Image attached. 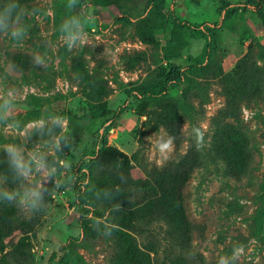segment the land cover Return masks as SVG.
<instances>
[{
    "label": "rangeland",
    "instance_id": "rangeland-1",
    "mask_svg": "<svg viewBox=\"0 0 264 264\" xmlns=\"http://www.w3.org/2000/svg\"><path fill=\"white\" fill-rule=\"evenodd\" d=\"M248 1L77 0L69 9L67 0H0V9L20 6L26 28L18 40L0 32V98L13 104L0 122V187L29 183L13 180L10 143L43 152L54 169L31 178L46 189L36 208L0 199L23 226L0 264H122L113 228L128 213L139 222L125 231L150 264H217L237 245L244 254L229 264H264V26ZM87 2L97 19L68 48L60 26ZM153 87L160 94L143 96ZM100 108L108 115L91 117ZM223 135L246 147L239 178L219 152ZM107 148L118 152L114 163L95 164ZM176 175L191 227L184 248L166 220L138 212L157 207L158 177L170 187ZM116 177L119 202L99 191Z\"/></svg>",
    "mask_w": 264,
    "mask_h": 264
},
{
    "label": "trees",
    "instance_id": "trees-1",
    "mask_svg": "<svg viewBox=\"0 0 264 264\" xmlns=\"http://www.w3.org/2000/svg\"><path fill=\"white\" fill-rule=\"evenodd\" d=\"M243 5H255L254 7L257 9V15L262 20V25L264 26V14L262 12V4H260V1L257 0L256 3L253 4L252 0H249ZM145 41L149 43L152 42L151 38H147ZM160 92L161 90L158 87H155L151 92H147L148 94L144 93L143 96L146 95L148 98H155L158 94H160ZM142 108L143 106H141V109ZM140 112L142 111L140 110ZM108 113L109 111L105 108H100L96 114H91V117H104L108 115ZM218 149L227 165L228 173L234 178H239L242 176L250 163L244 143L234 139L232 136L223 135L218 142ZM113 152L118 153L116 150L111 148H107L106 150L102 151L99 159L95 160V164L104 163L106 166L110 167V164L114 163V158L112 155ZM0 170L8 171L6 165H0ZM163 178L164 177H158L155 184V186H157V191L155 190L157 197L155 202L157 203V207L155 210H147V206H144V208L138 210V212L146 210L147 214L151 215L155 213L156 217L166 220L170 228L178 233L179 239L176 244L184 248L187 240L189 239L191 227L184 212L180 188L177 184L178 176L176 175L170 177V183L172 185L170 187H168ZM119 183L120 178L118 177L115 178V183L112 186H110L108 183L101 182L99 184V191L101 194H105L106 199H112L116 202H119V200H122L125 197V192H123L121 189L122 187L115 189ZM136 184H138V181ZM128 214L129 217L121 215V220L116 221L114 224L118 227L113 228V231L118 236V241L124 247L122 253V264H150L148 254L140 250L131 234L125 231H129L135 227L137 222H139L135 218V213ZM16 231L23 232V226L16 216L15 208L12 205H7L3 208H0V254L4 251L5 240L12 236V234ZM175 264H183V260L176 259Z\"/></svg>",
    "mask_w": 264,
    "mask_h": 264
},
{
    "label": "clouds",
    "instance_id": "clouds-1",
    "mask_svg": "<svg viewBox=\"0 0 264 264\" xmlns=\"http://www.w3.org/2000/svg\"><path fill=\"white\" fill-rule=\"evenodd\" d=\"M77 6V0H67L66 7L72 9ZM93 8V12H88V8ZM23 10L18 4L5 3L4 7L0 9V32L9 34L13 40L23 38L26 34V28L22 23ZM94 6L87 2L81 6L79 15H73L66 19L61 24V30L65 36V42L68 48H71L78 40L81 39L85 24H92L96 21ZM38 63L43 61L38 58ZM12 93L9 92V96ZM13 104L8 98H0V122L9 119ZM63 130L66 125L61 124ZM198 145L203 146V134L200 133L197 141ZM52 147L58 150L60 147V140L56 138L52 142ZM172 138H169L164 144L165 152L164 159L167 158V152L171 151ZM5 153L8 160L9 168L13 174V180H28L29 183L22 185L20 188L5 189L0 187V199L8 202L18 203L22 208H36L39 201L43 199L42 193L46 191L44 184L40 180H33L34 173H39L42 180H47L52 176L54 169L46 165L45 156L39 150H32L25 153V151L16 144H8L5 148ZM63 163V162H61ZM3 177H0V184L3 183ZM82 235V233H81ZM244 254L242 245H237L232 249L230 254L220 255L217 264H229L232 261L240 259Z\"/></svg>",
    "mask_w": 264,
    "mask_h": 264
}]
</instances>
